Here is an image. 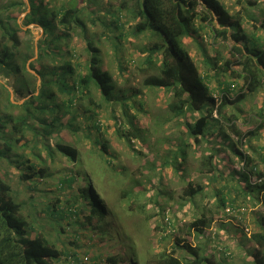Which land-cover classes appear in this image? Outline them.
<instances>
[{"label":"rangeland","instance_id":"1","mask_svg":"<svg viewBox=\"0 0 264 264\" xmlns=\"http://www.w3.org/2000/svg\"><path fill=\"white\" fill-rule=\"evenodd\" d=\"M15 1L19 0H0V21L14 27V20H6L10 16H15L21 29L19 49L24 51L29 44L33 50V55L22 66V70L25 67L37 75L39 85V75L30 67V63L37 57L38 44L43 39L45 31L35 21L26 23L25 14L30 9L29 0H23V5L13 6L12 3ZM119 1L42 0V5L47 9L69 4L84 8L83 16L87 22V31L97 37L98 45L100 49L102 48V68L110 72L116 92L124 98L119 103L115 100L105 103L111 107L100 111L99 116L96 115L101 122L102 138L107 142L109 150L116 153L117 158L110 153L102 158L92 153L93 139L97 133L94 127L88 125L94 116L84 112L82 101L76 100L74 113H78L76 121L79 122L80 128L75 132L63 128L54 139L62 142L72 141L79 149L77 162H71L58 153L51 159L47 158L45 150L39 147L42 156H46L44 173L25 179L21 177V173L26 170L25 165L19 161L27 157L29 161L37 162L32 154L34 145L24 146L22 142H17L1 161L0 174L11 184L12 192L21 204V215L27 221L28 228L38 230L61 250L57 264H64L68 256H72L76 264H113L110 258L116 260L117 264H156L160 254L170 252L174 248L179 256L189 258L182 248L176 247L179 244L176 241L179 239L200 246L204 253L212 255L214 263L222 261L223 264H252L250 250L255 244L250 235L261 229L260 224L264 218V191L256 200L251 195L235 196L234 190L230 189L243 187L244 183L237 179L238 174L240 178V171H249L247 165L243 166L241 160L223 146V143L227 144L229 141L236 142L237 133L229 125L230 121L224 120L214 111L213 118L220 120L228 140L222 138L216 125L209 126L208 135L200 138L198 145L195 146L194 142L190 141L187 159L178 170L168 164L161 166L164 156L170 155L175 149L176 142H179L178 137L188 141L185 122H193L199 113H186L182 117L172 116L168 108V103L172 100L171 91L143 84V78L147 76V71H142V68L145 67L148 34H132L135 19L129 11L120 9ZM221 1L231 13L240 11L246 18L243 23L245 36L251 41L258 40L257 43L260 44L261 40H264V27L260 26V23L264 22V0ZM249 2H253L254 5H248ZM198 8L200 9V6ZM96 12L102 18L91 23L94 19L92 14ZM248 14L255 19H249ZM117 18L123 23L122 31L117 27L114 31L108 29L109 33L102 20L106 23ZM192 27L196 28V31L184 38L185 48L193 58L199 73L206 80L210 94L219 96L224 88H228L225 91L232 98L243 91L245 82L239 75V67L231 63L228 66L225 63L227 60H234L235 55L230 50V43L214 39L210 29L198 19L193 21ZM53 32L60 35L63 31L56 26ZM68 32L66 39L68 51L62 50V56L68 57L72 52L74 58L71 60L75 68H78L77 64L82 65L87 54L86 43L79 28ZM108 34L116 36V41L108 37ZM116 42H120L118 50L115 48ZM246 42L250 45L248 40ZM41 62L48 63V60L42 58ZM34 64L36 67L40 66L39 62ZM83 68L82 65L78 69L84 73L86 69ZM149 73H157V70H150ZM260 78L261 83L257 91L247 93L244 100L235 105H227L224 113L227 117L236 115L234 126L243 135V138L236 142L237 147L252 157L256 170H261L264 175V74ZM227 85L229 86L226 87ZM3 86L7 88L8 93ZM14 86L11 76L5 77L0 73V115L9 112L13 115L19 113V108L10 109L6 103L7 98L17 104H21L25 99L14 92ZM91 90L94 96L99 97L95 87L92 86ZM129 101H134L135 105L128 107ZM139 102H142V106ZM125 109H128V116L132 118L133 124L145 134V139L132 138L130 141L132 148L124 136H119V127L124 120L122 112ZM69 117L70 113H66L62 120L66 122ZM261 120L263 125L257 129ZM4 129L5 136L11 140L16 138L17 135L11 133L8 127L5 126ZM250 130H255L254 134H249ZM27 136L34 140L30 133H27ZM214 144L218 150L221 147L223 150L218 151L214 159L216 170L211 173L207 166L202 164L201 159L209 152L208 147L212 148ZM17 153L22 157L15 156ZM150 165H153V168L161 166L162 169L159 173L151 172L148 182L156 184L161 179L163 183L165 192L159 198V205L149 203L145 196L129 198L123 194V190H119L123 183L125 184L123 188L128 186L129 174L140 177L141 172L147 174ZM233 170L235 173L232 177L230 172ZM74 172H79L80 175L69 185L67 179ZM86 173L92 175L95 185L99 188L97 193H93V197L98 203H103L107 217H111L112 212L116 214L112 220L113 233L110 239L108 235L96 234L93 226L86 222V209L79 212L77 204L69 203L73 202V199L70 201V196L72 198L77 196L76 190L83 184L82 176ZM256 178L255 173L250 174L251 183L256 181ZM188 182L202 187L193 201H189L187 197ZM225 184L229 187H223ZM184 189L187 194L185 197ZM220 196L225 198L224 205L220 204ZM56 206L60 207L61 216L53 214ZM141 206H144L145 212L141 210ZM202 206L212 211V221L203 228V232L197 233L192 228L188 233L187 226L182 224L193 220ZM110 208L112 211H109ZM159 208L166 211L169 209V214H166L172 216L174 220L177 219L175 227L169 230L162 229L161 217L159 213H155ZM183 241H180V244Z\"/></svg>","mask_w":264,"mask_h":264},{"label":"trees","instance_id":"2","mask_svg":"<svg viewBox=\"0 0 264 264\" xmlns=\"http://www.w3.org/2000/svg\"><path fill=\"white\" fill-rule=\"evenodd\" d=\"M29 3L30 9L25 14L26 23L35 21L45 31L43 39L38 44L37 57L30 63V67L39 75V85L37 75L25 67L22 70V66L33 55V50L29 44L25 47L26 50L21 49V51L19 49L21 45L19 31L21 29L15 20V16H10L6 20H14V27L9 23L0 21V46L2 47L0 50V73L5 77H12L15 83L14 92L25 98L21 104L12 103L7 98L8 108H19V113L13 115L9 112L0 115V169L1 161L7 156L8 151H12L17 142H22L21 144L24 146L34 145L32 154L37 160V162L29 161L26 157L23 161H19L25 165L26 169L21 173L22 178L30 179L35 175L44 173L46 156L51 159L55 157L56 153L71 162H77L78 147L72 141L62 142L59 139H54V136L58 135L63 128L70 129L71 132L80 128L79 122L76 121L78 113H74L76 100L82 101L84 112H89L93 114L92 117L94 116L91 124L88 125V127H94L97 133L94 135L92 153L100 158L110 153L117 158L116 153L109 150L107 142L102 138L101 122L96 115L99 116L100 111L111 107L105 103H111L113 100L119 103L124 98L116 92L110 72L102 68V48L100 49L98 45L97 37L87 31V22L83 16L84 8L69 4L47 9L42 5V0H29ZM23 4V0L12 3L13 6ZM248 5H254V3L249 2ZM119 7L129 11L132 18L135 19L131 31L133 35L148 34L144 58L145 67L142 68V71H147V76L143 78V84L148 87L165 88L171 91L172 100L168 103V108L172 116L182 117L186 113H199L193 122H185L188 141L178 137L179 142H176L175 149L171 151L170 155L164 156L161 166L168 164L173 169L178 170L187 159L188 149L191 146L190 141L191 143L193 141L195 146L198 145L200 138L208 135L209 126L216 125L218 133L222 138L228 140V135L222 128L220 120L213 118L214 111L224 120L230 121L231 124L229 125L234 128L238 136L236 142L240 141L243 135L233 123L236 115L231 114L232 116L229 115L231 118L227 117L224 108L227 105H235L241 102L247 93L257 91L261 83L260 77L264 74V40L258 44V40L251 41L245 36L243 23L246 18L240 11L231 13L221 0H120ZM248 17L252 20L255 19L249 14ZM101 18L102 16L96 12V14H92L91 23ZM197 19L201 23L204 22L210 29L214 39L227 41L231 45L230 50L235 55L234 60H227L225 63L228 66L230 63L238 66L239 75L244 78L245 82L244 90L232 98L226 92L228 88H224L219 96L210 94L206 80L199 73L193 58L185 48L184 38L196 31L192 25L193 21ZM102 22L107 31H114L117 27L122 31L123 23L118 18L110 22L105 23L104 20ZM56 26L63 31L62 34H54L53 29ZM260 26L264 27L263 21ZM75 28L82 31L86 43L87 54L82 64L83 69H86L84 73L78 69L81 68V64H77L78 68H75L71 60L74 58L72 52L69 53L68 57L62 56V50L68 51V43L66 42L67 35H69L68 31H73ZM107 36L116 41V36L109 34ZM247 40L250 45L246 42ZM236 42L240 44H236ZM115 48L117 50L120 48V42H116ZM42 58H46L48 63L41 62ZM34 62H39L40 66L36 67ZM150 70H157V73H149ZM92 86L96 88L99 97L92 93ZM3 88L8 93L7 88L5 86ZM141 103L139 102L140 106H142ZM132 105H135V102L129 101L128 107ZM66 113H70V117L65 122L62 120V116ZM128 113V109L122 112L124 120L123 123H119V136H124L132 148L130 142L132 138L145 139V134L133 124ZM111 117L113 119V116ZM262 123L261 120L256 128L262 127ZM5 126L11 133L17 135L15 139L11 140L5 136ZM254 131L250 130L249 134H254ZM27 133H30L34 140L28 138ZM236 142L229 141L227 144L223 143V146L237 156L243 166L247 165L249 171H240V178L238 174L237 179L244 183L243 187L237 186L230 189L234 190L235 196L240 194L243 196L244 194L251 195L258 200L259 194L264 191L263 172L256 170V164L252 157L239 149ZM39 147L45 150L46 156H42ZM208 150L209 152L203 155L201 162L212 173L216 170L214 159L218 151L223 150V148L218 150L214 144L212 148L211 146L208 147ZM15 156L22 157L19 153ZM152 166L150 165L147 174L141 172L140 177L129 174L127 177L128 186L123 188L125 185L123 183L119 190H123V194L129 198L133 196L137 198L139 195L145 196L149 203L153 202L155 205H159V198L165 192L163 183L161 179L156 184H153L152 181L151 183L148 182H150L151 172L157 171L159 173L162 169L161 166L156 168ZM234 173L233 170L230 175L233 177ZM252 173H255L257 177L253 183L250 181V174ZM79 175V172L70 175L67 179L69 185ZM144 176L145 179H143ZM82 183L76 190L77 196L73 198L70 196V201L73 199V202L69 203L70 205L77 204L76 208L79 212L86 209V222L93 226L96 234L108 235V239H110L113 233L112 220L116 214L112 212L111 217H107V210L104 209L103 203H98L93 197V193H97L99 188L95 185L91 174H83ZM223 187L228 188L229 186L225 184ZM201 190V186H195L192 182H188V195L184 189L183 196L187 195L188 200L193 201L195 195ZM12 191L11 184L0 174V264H57L61 250L38 230L33 227L28 228L27 221L21 215V204ZM235 196L232 197L233 200ZM79 197L80 199H78ZM220 204H225L223 196H220ZM195 207L197 208V206ZM202 207L199 214L192 218L193 220L185 221L182 224L187 226L188 233L192 228L197 233L203 232V228L212 221V211L209 208L205 209V206ZM141 210L145 212L144 206H141ZM167 210L169 211V209ZM109 211L112 209L110 208ZM168 211L159 208L155 212L159 213L161 217L163 230H169L176 224L177 219L174 220L172 216L167 215L166 213L169 214ZM53 214L62 215L59 206L55 207ZM260 225L261 229L250 235L255 244V247L250 250L252 264H264V218ZM180 241L183 240L176 241L179 243L176 247L182 248L189 255V258H182L174 248L170 252L160 254L156 264H223L222 261L214 263L212 255L204 253L200 246L185 241L180 244ZM110 260L113 264H117L116 260L112 258Z\"/></svg>","mask_w":264,"mask_h":264},{"label":"built area","instance_id":"3","mask_svg":"<svg viewBox=\"0 0 264 264\" xmlns=\"http://www.w3.org/2000/svg\"><path fill=\"white\" fill-rule=\"evenodd\" d=\"M64 264H76V261L73 257L68 256Z\"/></svg>","mask_w":264,"mask_h":264}]
</instances>
